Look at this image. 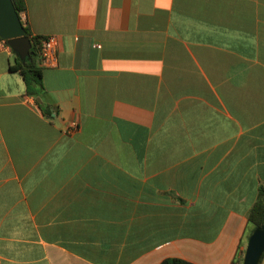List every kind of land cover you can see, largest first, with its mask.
Here are the masks:
<instances>
[{
  "label": "crops",
  "instance_id": "0c3cea01",
  "mask_svg": "<svg viewBox=\"0 0 264 264\" xmlns=\"http://www.w3.org/2000/svg\"><path fill=\"white\" fill-rule=\"evenodd\" d=\"M19 18L56 60L26 94L0 39V264L242 258L264 0H23Z\"/></svg>",
  "mask_w": 264,
  "mask_h": 264
},
{
  "label": "water",
  "instance_id": "95a60500",
  "mask_svg": "<svg viewBox=\"0 0 264 264\" xmlns=\"http://www.w3.org/2000/svg\"><path fill=\"white\" fill-rule=\"evenodd\" d=\"M0 39L6 42L21 61L33 53L23 23L10 0H0ZM263 251L264 225H259L252 228L247 236L240 264H257Z\"/></svg>",
  "mask_w": 264,
  "mask_h": 264
},
{
  "label": "trees",
  "instance_id": "16d2710c",
  "mask_svg": "<svg viewBox=\"0 0 264 264\" xmlns=\"http://www.w3.org/2000/svg\"><path fill=\"white\" fill-rule=\"evenodd\" d=\"M15 12L19 16V12L23 9V0H10ZM22 22V21H21ZM23 29L25 34L28 36L32 55L28 56L26 59L21 61L16 57L15 65L11 67L18 71L21 75L25 93L29 95H35L38 92V86L40 84V67L38 65L37 56V44L39 39L42 36L32 35L28 32V29L25 24H23ZM246 222L249 227L252 229L259 225H264V187L258 186L256 190V195L254 201L252 202L250 208L246 213ZM264 251L261 253L259 260L263 257ZM258 260V261H259ZM241 258L232 261V264H240ZM158 264H193L187 260L176 258V257H167L159 261Z\"/></svg>",
  "mask_w": 264,
  "mask_h": 264
},
{
  "label": "built area",
  "instance_id": "2783aa9c",
  "mask_svg": "<svg viewBox=\"0 0 264 264\" xmlns=\"http://www.w3.org/2000/svg\"><path fill=\"white\" fill-rule=\"evenodd\" d=\"M57 40L52 35L42 36L37 44L38 64L44 67L53 66L56 60ZM53 113V111H51ZM77 128L75 120H70L65 129V133H72Z\"/></svg>",
  "mask_w": 264,
  "mask_h": 264
}]
</instances>
